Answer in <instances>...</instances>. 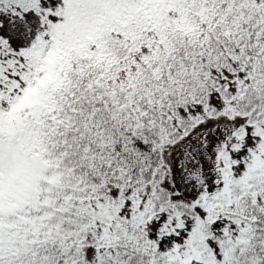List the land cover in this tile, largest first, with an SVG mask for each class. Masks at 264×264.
<instances>
[{"label": "snow or ice", "instance_id": "1", "mask_svg": "<svg viewBox=\"0 0 264 264\" xmlns=\"http://www.w3.org/2000/svg\"><path fill=\"white\" fill-rule=\"evenodd\" d=\"M0 264H264V0H0Z\"/></svg>", "mask_w": 264, "mask_h": 264}]
</instances>
